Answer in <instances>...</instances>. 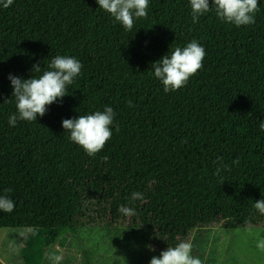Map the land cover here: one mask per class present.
Instances as JSON below:
<instances>
[{
    "label": "trees",
    "instance_id": "16d2710c",
    "mask_svg": "<svg viewBox=\"0 0 264 264\" xmlns=\"http://www.w3.org/2000/svg\"><path fill=\"white\" fill-rule=\"evenodd\" d=\"M258 6L254 24L236 27L214 6L193 23L189 0H149L127 31L96 0L0 3V195L15 202L0 211V229L48 231V244L58 230L139 233L148 261L198 230L264 229L254 208L264 199V0ZM192 40L205 49L203 68L166 93L152 64ZM57 55L83 65L68 95L10 126L9 74L39 77ZM106 106L112 137L89 156L62 121Z\"/></svg>",
    "mask_w": 264,
    "mask_h": 264
},
{
    "label": "clouds",
    "instance_id": "9594fccd",
    "mask_svg": "<svg viewBox=\"0 0 264 264\" xmlns=\"http://www.w3.org/2000/svg\"><path fill=\"white\" fill-rule=\"evenodd\" d=\"M103 9L119 22L127 31L133 29L135 20L146 18L149 0H96ZM193 23L199 22V17L210 12L215 7L217 17L236 27L249 26L255 23V14L260 10L258 0H189ZM4 8L13 4V0H0ZM206 55L205 49L196 40L185 47H176L152 64L153 74L163 85V90L174 92L186 86L191 76L203 68L202 61ZM82 63L71 56L57 55L51 59L49 69L42 75L24 79L9 74L8 79L13 88L12 96L16 99L17 112L8 118L10 126L15 127L17 121H37L43 117L48 106L68 95V85L81 75ZM33 73L41 71L40 64L32 69ZM129 106L132 102L128 101ZM115 112L106 106L103 111L79 115L78 118L64 119L62 127L70 134V139L79 145L89 156L100 152L112 137ZM259 128L264 131V121ZM118 130V126H117ZM227 167V165H225ZM219 171V170H218ZM224 181H222L223 183ZM10 192V189H6ZM143 199L142 194L133 193L132 199ZM15 202L6 195H0V211L11 213ZM254 208L264 215V199L255 201ZM119 212L126 216L135 215L131 208L121 205ZM257 247L264 249V239L257 242ZM193 245L188 241H180L174 247H168L159 256H153L150 264H202L198 257L191 255ZM54 259L58 262L61 257Z\"/></svg>",
    "mask_w": 264,
    "mask_h": 264
},
{
    "label": "rangeland",
    "instance_id": "374dc122",
    "mask_svg": "<svg viewBox=\"0 0 264 264\" xmlns=\"http://www.w3.org/2000/svg\"><path fill=\"white\" fill-rule=\"evenodd\" d=\"M57 233L58 242L48 244V231L0 229V264H57V256L58 264H85L88 253L93 264H150L147 240L139 233L119 234L99 227ZM260 239H264L262 228L199 230L191 242V255L202 264H264V249L257 247Z\"/></svg>",
    "mask_w": 264,
    "mask_h": 264
},
{
    "label": "crops",
    "instance_id": "0c3cea01",
    "mask_svg": "<svg viewBox=\"0 0 264 264\" xmlns=\"http://www.w3.org/2000/svg\"><path fill=\"white\" fill-rule=\"evenodd\" d=\"M207 230H210V229H207ZM198 231H199V230H198ZM196 232H197V231H196ZM196 232H195V233H196ZM195 233H194V234H195ZM206 233H209V232H206ZM194 234H193V236L191 237L190 242H192V239H193V237H194Z\"/></svg>",
    "mask_w": 264,
    "mask_h": 264
}]
</instances>
